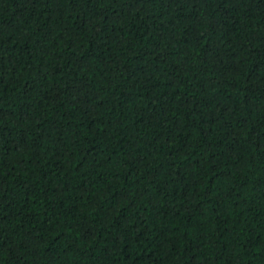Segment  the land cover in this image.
Wrapping results in <instances>:
<instances>
[{
	"label": "trees",
	"instance_id": "1",
	"mask_svg": "<svg viewBox=\"0 0 264 264\" xmlns=\"http://www.w3.org/2000/svg\"><path fill=\"white\" fill-rule=\"evenodd\" d=\"M0 264H264V0H0Z\"/></svg>",
	"mask_w": 264,
	"mask_h": 264
}]
</instances>
